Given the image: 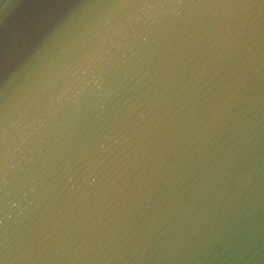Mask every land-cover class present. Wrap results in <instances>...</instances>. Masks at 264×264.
Listing matches in <instances>:
<instances>
[{
    "label": "water",
    "instance_id": "water-1",
    "mask_svg": "<svg viewBox=\"0 0 264 264\" xmlns=\"http://www.w3.org/2000/svg\"><path fill=\"white\" fill-rule=\"evenodd\" d=\"M0 264H264V0H0Z\"/></svg>",
    "mask_w": 264,
    "mask_h": 264
}]
</instances>
